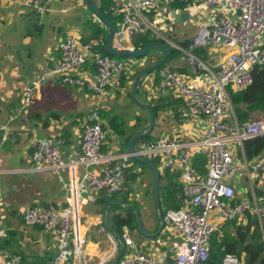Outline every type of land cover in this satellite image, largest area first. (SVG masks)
<instances>
[{"label":"built area","instance_id":"1","mask_svg":"<svg viewBox=\"0 0 264 264\" xmlns=\"http://www.w3.org/2000/svg\"><path fill=\"white\" fill-rule=\"evenodd\" d=\"M57 1L21 0V5L42 17L53 11V4ZM75 1L84 4L83 0ZM93 1L96 5L100 3V0ZM108 1L110 14L119 19L112 40L115 50L137 51L134 43L138 37L147 33L159 35V21L156 20L161 17L164 7L186 3L189 13L200 6L215 15L213 22L201 30L192 47L214 46L225 53L214 67L188 53L193 66L191 77L168 63L159 68L157 90L168 98L181 99L183 115L203 119L205 129L191 142L159 139L135 148V154L158 158L160 173L177 175L176 184L180 188L177 198L183 206L163 214V235L154 241L157 247L166 249L165 253L156 256L137 250L130 230L123 228L119 235L124 252L115 264H205L211 235L219 228L213 222L214 218L220 224L235 221L242 226L249 214L258 220L264 236V188L261 195L254 190L255 181L264 179V151L252 161H247L243 152L245 141L264 136V114L259 118L253 116L239 126L228 94V90L247 88L253 81V69L264 67V0ZM60 12L66 13L67 9ZM106 38L101 33L88 41L79 35L65 36L57 45L58 60L45 65L22 87L20 104L11 120L26 113L43 84L85 90L97 100H102L108 91H120L123 79L134 71L138 62L133 57L116 58L107 54ZM170 46L184 52L179 46ZM99 111V105L92 109L82 127L79 151L69 153L67 159L61 151V138L31 141V171H51L67 192L66 207L41 209L33 206L22 216L25 227H38L52 235L55 254L47 264H109L118 251L114 236L109 235L107 253L93 262L86 253V239L79 229L81 205L92 201V195L96 193L111 196L122 192L133 159L129 153L102 154L107 135ZM8 134V125L1 126L0 157ZM237 151L241 152L242 161H239ZM196 156L205 159L203 176L192 169V160ZM89 167H99L101 172L78 176L79 168ZM238 173L248 179L251 200L244 199V192H236L231 182ZM3 174L0 160V180ZM64 174L68 175L67 182H64ZM6 235L7 230L0 221V242ZM20 263L21 255L0 248V264ZM220 264L242 262L234 253H227Z\"/></svg>","mask_w":264,"mask_h":264},{"label":"crops","instance_id":"2","mask_svg":"<svg viewBox=\"0 0 264 264\" xmlns=\"http://www.w3.org/2000/svg\"><path fill=\"white\" fill-rule=\"evenodd\" d=\"M81 6L85 7L84 4H78L75 0H58L53 4V11L41 17L35 12L25 9L21 5V0H0V49L9 56V63L7 65L5 63L4 68L8 73L7 77H4V74L0 73V127L7 124L9 132L8 141L2 147L0 157L2 170L4 172L0 181V221L5 226L7 234L9 231H15L16 241L12 244L7 241V245L10 246L9 250L18 253L21 255V258H24L25 264H34L40 259L50 260L55 254V241L48 232L25 227L22 221L24 211L33 206L41 209H62L66 207L65 199L67 196L63 184L51 173V171H44L41 173L31 171V141L34 139H47L53 137L61 138V135L69 130V143L61 138L63 141L61 151L65 159H67L69 153L79 151L82 127L87 121L92 109L97 105H99L101 111H104L108 115L115 116L114 114H117V116L122 118L125 117L126 121V134L123 138L106 130L108 140L102 150L104 156L106 154L110 155V153H112V155L128 153L127 139L142 130L139 128L135 132L133 131L129 134L132 129L137 126V122L141 119L143 120L141 117L143 114L133 116L127 114V116L124 113H116L114 112L116 109H114L112 104L113 100L116 99V93L122 92L126 86L131 84L133 75H135L136 78V74L139 71H137V68L123 79L121 91H108L102 100H97L85 90L71 89L62 85L43 84L36 91L33 101L26 113L18 117L16 116L11 120L19 107L22 87L36 77L45 65L53 64L58 60L57 45L65 36L79 35L81 39L84 40L91 38L93 32L88 26L89 21L97 23L105 28L91 11L85 7L88 12L85 13L86 11L83 12V10L79 8ZM63 8L67 9L66 13L60 12ZM186 9L187 6L183 10L173 9L171 6L164 7L163 13L161 12V17H158L156 20L159 21L157 33L159 31H163L166 34L171 32V28L166 21L172 22L173 16L165 20L167 14H174L175 20L180 19L183 23H199L201 27L199 33L201 30L206 29L215 18L214 13L210 12V10L205 7L199 6V8L195 9L197 13H194V11L189 13ZM182 14H187V17H183L182 19ZM194 17H196L198 21L195 22L193 19ZM33 20L36 21L35 25H32L34 22ZM74 21L83 22V27L85 28L83 32L77 33L72 29V27H74ZM45 23L49 25V29H45ZM32 27H34L35 32L32 30ZM197 37H195V39ZM165 38L171 40L169 37ZM174 40L180 42L177 38ZM206 51L207 58L205 61L195 58L212 67L216 66L223 55H225V53L218 51L214 46H208ZM161 56L162 51L160 53V57ZM183 56L184 55H181L180 58L168 64L174 66L184 75L191 77L193 70L192 62L188 60L185 67L178 65L179 60L182 61L185 59ZM152 63L153 61L150 64ZM148 78L149 82L152 83V94L154 93V95L147 98L146 94H144L145 91L143 89L141 90L140 87L137 91L138 94L141 90L145 97V102L142 105L145 111L144 105H149L148 102L157 99L165 100L168 98L157 90V86H153L154 75H149ZM151 78H153L152 81ZM143 79L142 83L144 81ZM124 83H126V85L123 88ZM183 113L182 108L177 119L173 117L174 113L171 111L166 110L159 114L155 122V127L162 115L167 116L170 121L169 125L166 127L167 131H165V134L161 135L159 139H178L179 141L187 143L196 140L199 135L202 134L205 129L204 120L187 118ZM46 121L48 123L47 126H45ZM103 121L106 129L107 120L103 119ZM146 121L148 124L149 118ZM151 135L155 139L152 132ZM159 139L157 138L155 140ZM136 145L138 147L141 143H136ZM237 156L239 161L243 160L240 151H237ZM144 158L150 159L147 157ZM129 168V178L127 177L128 186L131 187L129 191L135 189L134 185L137 181H140V179L144 181L145 188H147V181H145L147 177L150 180L149 186H151L150 188L152 190V177L150 178V174L152 175V173L149 167H140L130 162ZM156 169L159 172L158 167ZM86 172L95 175L101 172V168H79L77 171L79 177ZM159 174L161 175L162 173L159 172ZM131 175L135 176L132 183L130 181ZM176 178L172 179L171 182L173 184L176 183ZM63 179L64 182H67L68 175L64 174ZM244 180L248 182L245 175L238 173L231 182L234 184L237 192H244V199L251 200V189L250 187L246 188ZM262 188H264V179L256 180L254 190H259L262 194ZM92 196V201L80 207L79 229L86 239V253L93 262H96L102 255L107 253L109 247L108 238L109 235H113L101 224L103 211L111 200L108 199L109 195L103 193H96ZM129 196V200L131 201L133 196L132 194H129ZM144 202L147 203L145 200ZM146 203H142L140 206L147 208ZM151 213L152 212L149 211L146 217L149 229H145V231L148 233L156 232L159 226V223L155 224L152 222ZM213 222L219 227L223 224H220V221L216 218L213 219ZM130 233L131 237L140 235L138 230H132ZM143 238L145 239L135 240L132 238L137 250L153 253L156 256L166 252L164 247H157L155 245V238L150 239L144 236ZM114 240L117 248H119L115 238ZM101 246L103 249H100Z\"/></svg>","mask_w":264,"mask_h":264},{"label":"trees","instance_id":"3","mask_svg":"<svg viewBox=\"0 0 264 264\" xmlns=\"http://www.w3.org/2000/svg\"><path fill=\"white\" fill-rule=\"evenodd\" d=\"M186 6V3H174L171 7L173 9L183 10L184 8H186ZM97 7L102 15L106 17L114 27H116L119 19L110 14L109 1L100 0V3L97 5ZM100 24H102L101 21ZM88 26L91 28L93 36L89 39H83L84 41L96 38L100 33L107 36L106 28L101 27L99 24L89 21ZM156 42H160L163 44L165 43L162 40L157 39L155 35L147 33L144 36L138 37L135 40L134 45L136 49L140 50L143 49L146 44ZM179 47L182 50L190 49L193 56L200 59L201 61H205L207 58L206 48L192 47L191 42L189 41L180 42ZM169 48L170 52L166 63L178 59L182 55L181 51L176 50L170 46ZM158 70L159 69L154 72L153 79V86L157 87L159 86V79L157 77ZM252 76V84L247 88L239 91L228 90L230 102L239 126H243L253 116L259 118L264 114V67L256 66L252 71ZM141 87L142 85H140V88ZM148 104L151 107L156 122L159 114L165 112L166 110L174 113L173 117L177 119L182 109L183 101L181 99L166 98L165 100H152L148 102ZM99 113L101 118L107 120L106 130L111 131L114 135L121 138L125 136L126 121L124 118L117 115L110 116L101 110L99 111ZM47 125L48 123L46 121L45 126ZM68 131L69 130L65 131L64 134L61 135V138L66 140L65 142L67 143H69ZM151 132L152 131L145 133L138 139V141H136V143L148 145L149 143L156 141L152 137ZM129 138L126 141L127 143L130 140ZM263 151L264 136L256 137L243 143V152L247 161L254 160ZM149 160L156 168L158 167V158H150ZM131 164L138 165L140 167L146 166L134 159L131 160ZM191 165L193 171L203 176V174L205 173V159L203 156L194 157ZM129 169L125 176L126 186L128 185L127 177L129 174ZM134 177L135 176L132 175L130 176V180L132 182L135 179ZM176 177L177 175L169 172H163L160 175L158 194L163 214L167 210H176L182 208L183 206L182 202L177 198V195L180 193V188L178 185H176V183L173 184L171 182L172 179ZM161 182H163V185L161 184ZM118 194L111 195L113 201ZM256 194L260 195L261 191L257 190ZM116 201H122L124 203L127 202L126 200L123 201V199ZM131 207H134L139 211L136 205H131ZM107 224L118 234L122 233L123 228H127L130 231L137 230V223L134 213L129 211L127 208L119 206L109 207V209L107 210ZM33 229L41 230L38 227H33ZM7 241L10 242V244L16 241L15 231H9L6 237L1 240V249L9 250L10 246L7 245ZM209 246V257L205 264H220L223 256L227 253H234L235 255H237L241 259L242 264H264V236L260 229L258 220L255 217H251L249 214L246 216L244 225L242 226L237 225L235 221L224 222L218 228V230L211 235ZM50 260L40 259L37 260L34 264H47ZM20 264H25L24 258H21Z\"/></svg>","mask_w":264,"mask_h":264},{"label":"rangeland","instance_id":"4","mask_svg":"<svg viewBox=\"0 0 264 264\" xmlns=\"http://www.w3.org/2000/svg\"><path fill=\"white\" fill-rule=\"evenodd\" d=\"M79 8L82 9L83 12L86 11L84 6L83 7L81 6ZM197 8H199V7H196L195 9H197ZM195 12L196 11L194 10V13ZM85 13H88V12L86 11ZM171 16H173V21H172L173 23L171 21H166L167 24H169V27L171 28V32H168V34H166L163 31H159L158 32L159 35H156L155 37L157 39L163 40V42H165L164 44H167V45L168 44L171 45L173 43L174 45L179 46V43L184 42V41H189V42H191V45H192L194 43L193 41H194L195 37H197L199 34V30L201 28L200 24L199 23L193 24L192 22H190V23L184 22L183 23L180 21V19L175 20L176 18L174 17V14H167V18L165 20L171 18ZM193 19L195 22L198 21L196 19V17H194ZM33 21L34 22L32 23V25H35L36 21L35 20H33ZM81 22L82 21H80V22L74 21V24H73L74 27H72V29H74L77 33L83 32L85 29L83 27V25H84L83 22L82 23ZM47 23H50V22H47ZM45 29H49V25L46 23H45ZM32 30L35 32L34 27H32ZM165 37H169V38H171V40H168ZM172 37H173V39H172ZM176 38L180 42H176L174 40ZM183 51L184 52L181 51V53H182V55H184L183 57L185 59L182 61L179 60L178 65L185 67L187 65L188 60L190 59L188 53L190 55H193V54L191 53L190 49H185ZM152 53H154V54H152ZM160 53H161V51L159 49L150 48L149 54L146 57L141 58V59H137V62H138L137 66H136L137 71L138 70L141 71V70L145 69L146 67L151 65L150 63L152 61L154 62V61L158 60L160 58ZM150 54H152V55H150ZM5 63H6V65L9 63V56H7V54L0 49V73L4 74V77H7L8 73L4 70ZM153 75H154V73L150 74V76H153ZM148 77H149V75L144 77L143 83L141 82L142 83L141 90L143 89L145 91L144 94H146L147 98L154 95V93L152 94V87H151L152 83L149 82ZM152 79L153 78H151V81H152ZM134 82H135V75L132 76L131 84L129 86H126L124 88V86L126 85V83H124V85H123L124 89L122 90V92L116 93V95H115L116 99H114L113 103H112L114 106V109H116L114 111L116 113H120V114L124 113L125 115L128 114L129 116L142 115L143 114L141 116L143 118V120L140 118L141 120L137 122V126H135V128H133L129 134H131L133 131L135 132L139 128L140 129H147V125H148L147 121H146V120H148L147 112L142 108V105L145 102V97L143 96L141 90L139 91V93L136 95L135 98H131V93H132L133 88H134ZM114 115H117V114H114ZM123 118L125 119V117H123ZM169 122H170L169 118L165 115H162L159 118V121L156 124V127L154 124V128L152 129V133H153V136L155 137V139H157V138L159 139V137L161 135L165 134V131H167L166 127L169 125ZM162 137H164V136H162ZM134 148H137V145H135ZM110 155H112V153H110ZM105 156H109V155L106 154ZM149 174H150V172H149ZM151 177H152V175L150 174V178ZM145 181H147V188H145V184H144V181L142 179H140V181H137L134 185L135 189H131L130 191H129V188H131V187L128 185L127 186L125 185V189L122 192H120L118 195H116L114 201L123 199V201L124 200L127 201L126 205L129 204L128 206L136 205L138 207V209L140 210L139 215H140V219H141V222H142L144 229H149V226L146 222L147 213L149 211L152 212L151 213L152 222H154L155 224L159 223V222L157 219V211H156L154 203H153L152 190L150 188L151 186H149L150 180L147 177V179ZM244 181H245L246 188H249L250 187L249 182H247V180H244ZM131 183H132V181H131ZM162 185H163V182H162ZM146 192H147V194H146ZM129 194H132V196H133V199H131V201L129 200L130 199ZM144 200L147 201V203L144 202ZM142 203H146L147 208L141 207L140 204H142ZM82 205H84V204H82ZM132 238L135 240L145 239L141 235L132 236ZM109 247H110V243H109ZM109 247H108V249H109ZM100 249H103V247L101 246Z\"/></svg>","mask_w":264,"mask_h":264},{"label":"water","instance_id":"5","mask_svg":"<svg viewBox=\"0 0 264 264\" xmlns=\"http://www.w3.org/2000/svg\"><path fill=\"white\" fill-rule=\"evenodd\" d=\"M83 3L85 5V7L88 8L101 21V23L104 25V27L107 30V36H106L107 37L106 38L107 43H106V48H105V52L107 54H109L113 57H117V58L133 57L136 59H141V58L146 57L149 54L150 48H157V49L162 51V56L158 60L154 61L151 65H149L145 69L141 70L137 74V76L135 78V82H134V88H133V91L131 93V98H135L137 91L141 85L142 79L144 77L154 73L162 65L166 64L168 56H169V52H170V48H169L170 45L169 44L168 45L163 44L160 42L148 43L144 46L143 49L137 50L133 53L115 50L112 48V40H113V35L115 33V27L112 25V23L106 17H104L102 15V13L100 12V10L98 9L97 5L94 3L93 0H83ZM183 17L186 18L187 14H182V19H183ZM144 108L146 109L147 114H148V118H149L147 129H142L141 131H139L138 133H136L134 136H132L130 138L128 145H127V151L129 154L133 155L132 157L134 160L139 161V162L143 163L144 165H146L147 167H149V169L152 173V197H153L154 206H155L156 211H157V219L159 222V226H158L156 232H154V233L146 232L143 225H142L140 215H139V211L136 208L128 206V205H126V203H123V202L112 201V196H109L108 199L111 201L106 205V207L103 211L101 224L111 234H113V236L116 239L118 246H119L116 255L113 257V259L110 261L109 264H115L121 258L122 254L124 252V243L122 242L120 235L118 233H116L114 231V229L109 227L107 224V209L111 205L112 206L125 207L129 211L134 213L135 220L137 223V230H138L140 235H142L146 238H150V239H154V238L158 237L159 235H163V231H162L164 228L163 212H162L159 194H158L160 174L150 160L144 158L141 155L135 154V151H134V145H135L136 141H138V139L141 136H143L146 132L152 131V129L154 128V124H155V118H154V114L151 110V107L149 105H144Z\"/></svg>","mask_w":264,"mask_h":264}]
</instances>
